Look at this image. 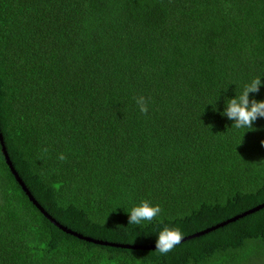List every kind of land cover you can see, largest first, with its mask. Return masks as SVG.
Listing matches in <instances>:
<instances>
[{"label":"trees","instance_id":"obj_1","mask_svg":"<svg viewBox=\"0 0 264 264\" xmlns=\"http://www.w3.org/2000/svg\"><path fill=\"white\" fill-rule=\"evenodd\" d=\"M257 77L264 101V0H0L6 152L48 214L94 239L151 246L263 203L264 118L220 115ZM143 201L161 214L129 225ZM0 264H264V207L167 255L99 245L39 211L0 144Z\"/></svg>","mask_w":264,"mask_h":264},{"label":"clouds","instance_id":"obj_2","mask_svg":"<svg viewBox=\"0 0 264 264\" xmlns=\"http://www.w3.org/2000/svg\"><path fill=\"white\" fill-rule=\"evenodd\" d=\"M262 80L257 77L246 84L243 91L236 94L235 98L226 101V107L220 115L227 117L229 120L234 121L232 127L241 129H254L253 122L258 118H264V101L249 98L250 93H258ZM136 104L139 111L143 114L148 113V103L145 97L139 96L136 98ZM214 111H218L213 106ZM264 143V141H262ZM46 151V150H45ZM59 160L64 161L66 156L61 153L58 157ZM129 213L127 223L129 225H140L142 222H151L156 219L162 212L159 205H151L148 201H143L140 205L133 207ZM182 241V232L179 228L165 227L159 232L158 238L155 243V250L161 255H167Z\"/></svg>","mask_w":264,"mask_h":264},{"label":"water","instance_id":"obj_3","mask_svg":"<svg viewBox=\"0 0 264 264\" xmlns=\"http://www.w3.org/2000/svg\"><path fill=\"white\" fill-rule=\"evenodd\" d=\"M0 144H1V150L2 153L5 157V161L7 163V165L9 166L12 174L14 175L16 181L19 183V185L22 187L23 191L27 194L29 200L39 209V211L55 226H57L58 228H60L62 231L71 234L79 239L85 240L87 242H91V243H95V244H99V245H107V246H114V247H123V248H133V249H152L155 248V245H151V246H140V245H130V244H117V243H112V242H108V241H103V240H98V239H94L92 237L89 236H85L81 233H78L76 231H73L69 228H67L66 226H63L62 224H60L55 218H53L50 214H48V212L38 203V201L33 197V195L30 193V191L28 190V188L26 187V185L24 184V182L22 181V179L19 177L17 171L14 169L12 162L9 159V156L6 152L5 146H4V142H3V137H2V133L0 131ZM264 207V202L261 204L256 205L255 207L241 213L238 215H235L231 218H228L220 223H217L215 225H212L211 227L205 228L201 231H198L196 233L187 235L182 237V241H185L187 239L193 238V237H197L200 236L204 233H207L210 230L216 229L220 226H223L229 222L235 221L237 218L247 214V213H251L253 211L259 210L261 208ZM181 241V242H182Z\"/></svg>","mask_w":264,"mask_h":264}]
</instances>
